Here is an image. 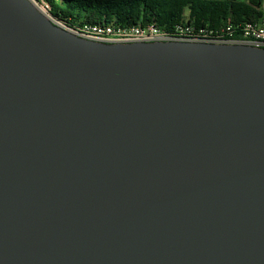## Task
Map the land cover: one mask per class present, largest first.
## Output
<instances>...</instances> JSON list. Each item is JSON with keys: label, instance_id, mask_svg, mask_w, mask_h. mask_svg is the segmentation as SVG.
Returning <instances> with one entry per match:
<instances>
[{"label": "water", "instance_id": "1", "mask_svg": "<svg viewBox=\"0 0 264 264\" xmlns=\"http://www.w3.org/2000/svg\"><path fill=\"white\" fill-rule=\"evenodd\" d=\"M36 1L0 0V264H264V47Z\"/></svg>", "mask_w": 264, "mask_h": 264}, {"label": "trees", "instance_id": "2", "mask_svg": "<svg viewBox=\"0 0 264 264\" xmlns=\"http://www.w3.org/2000/svg\"><path fill=\"white\" fill-rule=\"evenodd\" d=\"M53 18L69 28L84 24L121 26L153 23L171 30L179 22L216 30L229 24L258 21L261 0H38Z\"/></svg>", "mask_w": 264, "mask_h": 264}, {"label": "built area", "instance_id": "3", "mask_svg": "<svg viewBox=\"0 0 264 264\" xmlns=\"http://www.w3.org/2000/svg\"><path fill=\"white\" fill-rule=\"evenodd\" d=\"M38 2L43 3L47 8L45 9L49 12L48 4L37 0L36 4L40 8L41 6ZM261 2L262 15L258 21H248L241 24L229 22V24L221 26L216 30L198 27L195 23L188 21L177 23L171 30L161 29L153 23L130 26H121L118 24H84L78 27V29H71L85 38L108 43L182 40L246 43L264 47V0H261Z\"/></svg>", "mask_w": 264, "mask_h": 264}, {"label": "rangeland", "instance_id": "4", "mask_svg": "<svg viewBox=\"0 0 264 264\" xmlns=\"http://www.w3.org/2000/svg\"><path fill=\"white\" fill-rule=\"evenodd\" d=\"M39 3V2H38ZM39 5L41 6V8L48 14V10H46L47 8L43 5V3H39ZM46 8V9H45ZM50 16H52L50 13H49Z\"/></svg>", "mask_w": 264, "mask_h": 264}]
</instances>
